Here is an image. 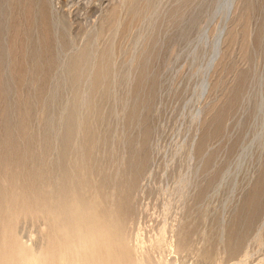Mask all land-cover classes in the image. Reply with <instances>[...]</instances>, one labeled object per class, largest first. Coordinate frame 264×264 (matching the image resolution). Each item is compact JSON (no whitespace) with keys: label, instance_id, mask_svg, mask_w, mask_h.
Returning a JSON list of instances; mask_svg holds the SVG:
<instances>
[{"label":"rangeland","instance_id":"1","mask_svg":"<svg viewBox=\"0 0 264 264\" xmlns=\"http://www.w3.org/2000/svg\"><path fill=\"white\" fill-rule=\"evenodd\" d=\"M195 3L0 0L2 207L79 183L153 256L264 264V11L201 94ZM8 223L0 212V235ZM48 231L20 216L16 237L39 250Z\"/></svg>","mask_w":264,"mask_h":264},{"label":"bare ground","instance_id":"2","mask_svg":"<svg viewBox=\"0 0 264 264\" xmlns=\"http://www.w3.org/2000/svg\"><path fill=\"white\" fill-rule=\"evenodd\" d=\"M257 7L264 11V0H196L193 63L194 72L200 78L201 94L213 87L212 78L217 79L228 70V60L237 46L238 26L242 20H248ZM8 188L9 185L0 186V212L7 215L9 222L3 226L0 235V264H173L167 258L140 250L137 239L134 244L126 240L121 206L116 204L105 212L103 199L97 195L85 199L79 183L69 188L61 187L53 200L48 190L25 203H22L25 192L10 194L9 206L2 207ZM32 207L39 209L33 212ZM20 216L46 222L49 231L43 235L39 250L25 246L17 239ZM158 232L153 244L160 254L164 250L165 229ZM176 247L178 251L185 250L183 238L178 240Z\"/></svg>","mask_w":264,"mask_h":264}]
</instances>
